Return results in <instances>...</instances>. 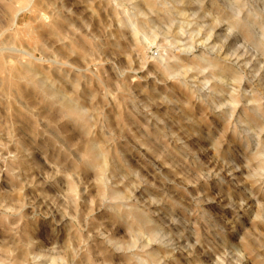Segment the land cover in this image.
<instances>
[{
  "label": "rangeland",
  "instance_id": "1",
  "mask_svg": "<svg viewBox=\"0 0 264 264\" xmlns=\"http://www.w3.org/2000/svg\"><path fill=\"white\" fill-rule=\"evenodd\" d=\"M30 1L0 0V264H264V0Z\"/></svg>",
  "mask_w": 264,
  "mask_h": 264
},
{
  "label": "bare ground",
  "instance_id": "2",
  "mask_svg": "<svg viewBox=\"0 0 264 264\" xmlns=\"http://www.w3.org/2000/svg\"><path fill=\"white\" fill-rule=\"evenodd\" d=\"M147 1H148V2H145V1H144V2H145L146 4H147V3H152V4L155 3V2H152L151 0H147ZM23 2H24V1H23ZM30 2H31V1L29 0V3H30ZM160 2H161V1H160ZM240 3H241V2H240ZM23 4L25 5V3H23ZM159 5H160V4H159ZM247 17L250 18L249 15H247ZM247 17H246V18H247ZM237 18H238V17H237ZM246 18H245V20H246ZM241 21H242V20H241ZM233 22H234V21H233ZM245 22H247V24H248L249 21L246 20ZM242 23H243V22H242ZM236 24H237V23H236ZM238 24H239V23H238ZM249 24H250V22H249ZM249 24H248V25H249ZM143 25H144V24H143ZM245 25H246V23H245ZM244 27H245V26H244ZM246 27H248V26L246 25ZM250 29H251V28H250ZM250 29H249V30H250ZM249 34H250V33H249ZM196 38H197V37H196ZM208 39H209V38H208ZM196 41H197V39H196ZM177 42H178V41H177ZM202 43H203V42H201L200 44H202ZM213 44H214V43H213ZM203 45H204V44H203ZM212 46L215 47V45H212ZM212 46H210V47L212 48ZM234 54H235V53H234ZM226 55H227V54H226ZM203 56H205V55H203ZM205 57H206V56H205ZM221 58H222V57H221ZM183 59H184V58H183ZM200 59L203 61V59H205V58H199V61L201 62ZM209 59H211V58H209ZM209 59L207 60V62L209 61ZM215 59H216V58H215ZM215 59H214V60H215ZM223 59H224V56H223ZM239 59H240V58H239ZM216 60H217V59H216ZM218 60H219V59H218ZM236 60H238V59H236ZM204 61H206V59H205ZM210 61H211V63H213L212 60H210ZM242 61H244V60H242ZM182 62H183V61H182ZM207 62H205V63L207 64ZM214 62H215V61H214ZM223 62H224V61H222V64H223ZM201 63H202V62H201ZM208 63H210V62H208ZM215 63H216V64L213 63V65H215V66H212V64H210L211 67H213V69L216 68V70H217V68H218V70H219V68H222V65H221V67H219L220 65H218V61L215 62ZM238 63H239V62H238ZM180 64L182 65L183 63H180ZM180 64H179V65H180ZM219 64H221V63H219ZM225 64H227V63H225ZM207 65H208V64H207ZM229 65L232 66L233 64H232V65L229 64ZM229 65H228L227 67L225 66V68H222V70H225V71H226V70L228 69ZM234 66H235V65H234ZM234 66H233V68H235ZM171 67H172V66H171ZM208 67H210V66L208 65ZM167 68L169 69V66L166 67V70L168 71ZM229 68H230V67H229ZM170 69H171V68H170ZM216 70L214 69L213 71H216ZM218 70H217V71H218ZM235 70H236V68H235ZM237 70H238V69H237ZM225 71H224V72H225ZM221 72H222V71H220V73H221ZM229 72H230V71H229ZM229 72H228V73H229ZM236 72H237V71H236ZM236 72H235V73H236ZM225 73H226V72H225ZM230 73H231V72H230ZM214 74H215V73H214ZM231 74H232V73H231ZM236 74H238V73H236ZM236 74H235V75H236ZM239 74H240V73H239ZM216 75H217V74H215V76H216ZM219 75H220V74H219ZM221 75H222V74H221ZM221 75H220V76H221ZM224 75H225V74H224ZM227 75H229V74H227ZM232 75H233V74H232ZM233 76H234V75H233ZM237 76H239V75H237ZM227 77H228V76H227ZM218 78H219V77H218ZM220 78H221V77H220ZM235 78H236V77H235ZM235 78H234V79H235ZM237 78H240V76L237 77ZM241 78H243V76H242ZM241 78H240V80H241ZM221 79L224 80L225 78L223 77V78H221ZM228 79H229V78H228ZM234 79H233V80H234ZM198 80H199V79H198ZM215 80H217V77H216ZM219 80H220V79H219ZM219 80H218V82H219ZM229 80H230V79H229ZM231 80H232V79H231ZM235 80H237V79H235ZM220 82H222V80H220ZM223 82H225V81H223ZM227 82H228V81H227ZM39 83H41V82H39ZM197 83H198V82H197ZM41 86H42V83H41ZM40 88H41V87H40ZM49 92H50V91H49ZM232 93H233V92H232ZM52 94H53V93H52ZM256 95H257V94H256ZM252 96H254V94H253ZM252 96H251V97H252ZM254 97H255V96H254ZM257 97H259V95H258ZM60 98H61V97H60ZM237 99H238V98H237ZM239 99H240V98H239ZM239 99H238V100H239ZM68 100H69V99H68ZM235 100H236V99H235ZM238 100H237V101H238ZM250 100H251V99H250ZM259 100H260V98L257 99L258 103H259ZM65 101H67V100H65ZM230 102H232V103H230L231 106H232V104H233L234 101H231V100H230ZM236 104H239V103L236 102L235 105H236ZM259 104H261V103H259ZM257 105H258V104H257ZM257 105H256V106H257ZM64 106L67 108V110H68L71 114L76 115V114L79 113L78 108H77L75 105L73 106V105L71 104V102H69V101L64 102ZM256 106H255V107H256ZM258 107H260V106L258 105ZM258 107H256V108H258ZM235 108H236V107H235ZM259 110H260V109H259ZM245 112H246V111H245ZM259 116H260V115H259ZM80 117H81V116H80ZM252 119H253V118H252ZM255 119H256V118H255ZM253 120H254V119H253ZM191 124H192V123H191ZM194 127H195V126H194ZM196 127H197V126H196ZM196 127H195V128H196ZM195 128H194V129H195ZM90 146H92V143L90 144ZM263 146H264V145H263ZM97 147H99V149H100V146H97ZM89 148H91V149L88 150V151L92 152V154H93L95 157H97V151H99V150L96 149V151H95V146H94V147H89ZM100 152H102V151H100ZM104 153L106 154V152H104ZM104 153H103V155H104ZM92 154H91V156H92ZM104 156H105V155H104ZM88 158H89V157H88ZM92 158H93V157H92ZM99 159H100V158H99ZM100 162H101V164H102V160H101ZM96 163H97V162H96ZM99 165H100V164L98 163V166H99ZM101 166H102V165H101ZM99 167H100V166H99ZM100 168H101V167H100ZM114 192H115V191H114ZM114 192H113V194H114ZM116 196H117V192H116ZM118 196H119V195H118ZM223 196H224V195H223ZM116 198H117V197H116ZM252 203H253V202H252ZM243 205H244V204H243ZM247 206H248V205H247ZM243 207H244V206H243ZM117 211H118V210H117ZM133 211H135V210H133ZM134 213H136V211H135ZM136 215H138V214L136 213ZM136 215H135V216H136ZM133 216H134V214H133ZM136 218H137V216H136ZM146 220H147V219L145 218V221H144V222H146ZM138 222H140V221L138 220ZM147 223L149 224V222H147ZM145 224H146V223H145ZM141 225H143V224H141ZM150 225L152 226V224H150ZM143 226L145 227V225H143ZM148 226H149V225H148ZM148 226H147V227H148ZM153 226H154V225H153ZM152 228H153V227H152ZM147 229H148V228H147ZM155 232H156V230H155ZM151 233H153V232L151 231ZM153 234H156V233H153ZM155 236H156V235H155ZM152 254H153V253H152ZM152 254L150 255L151 257H152ZM153 258H154V257H153Z\"/></svg>",
  "mask_w": 264,
  "mask_h": 264
}]
</instances>
